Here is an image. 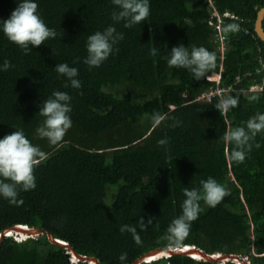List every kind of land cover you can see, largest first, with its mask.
Here are the masks:
<instances>
[{
    "label": "trees",
    "instance_id": "16d2710c",
    "mask_svg": "<svg viewBox=\"0 0 264 264\" xmlns=\"http://www.w3.org/2000/svg\"><path fill=\"white\" fill-rule=\"evenodd\" d=\"M19 2L0 0V20H7ZM35 2L38 15L58 36L25 54L0 30V65L12 64L0 71V139L23 130L48 159L34 171L35 189L20 192L16 204L0 197V234L17 224L43 233L23 240L3 235L0 264H95L73 260L71 248L99 264H132L153 249L170 247L164 236L181 214L183 189L199 188L208 177L230 194L215 208L201 201L183 245L247 255L252 264H264V133L257 134L238 165L227 158L231 146L220 139L264 114V41L254 27L264 0H149L150 16L132 29L113 22L118 9L112 0ZM215 8L232 14L223 17V26L239 24L238 32L227 34L224 54L209 24L217 20ZM110 25L124 33L115 45L119 51L89 69L83 63L87 37ZM179 45L215 52L216 66L208 76L220 71L223 59L221 81H197L185 69L169 68V52ZM61 63L78 69L80 89L65 87L69 82L55 71ZM257 83L262 89L252 90ZM54 91L70 95L72 127L60 144L50 146L36 129L43 121L40 106ZM228 96L238 97L239 104L221 115L215 105ZM153 112L167 113L180 124L172 127L174 121L166 120L153 129ZM163 138L169 141L166 148L157 145ZM123 225L136 228L140 244L132 233L119 231ZM49 233L71 247L54 243ZM138 264L238 263L173 253Z\"/></svg>",
    "mask_w": 264,
    "mask_h": 264
},
{
    "label": "clouds",
    "instance_id": "9594fccd",
    "mask_svg": "<svg viewBox=\"0 0 264 264\" xmlns=\"http://www.w3.org/2000/svg\"><path fill=\"white\" fill-rule=\"evenodd\" d=\"M212 3L211 1L210 6H214V3ZM112 4L116 6L118 11L114 10L112 12L111 19L114 23L122 22L125 29H132L134 26L140 25L141 22L146 21L150 16L149 0H112ZM222 16L228 17L224 16V13ZM222 26L221 31L225 35L239 31L238 23H228L223 26V29ZM0 30H2L9 42L17 45L25 54L31 51L30 46L39 47L45 41L55 39L58 36L57 31L49 28L38 15V3L35 0H20L18 6L11 12L10 17L7 20H0ZM218 36L217 30L216 37L220 50L224 54L228 48V35L226 42H222ZM123 39L124 33L118 32L112 25L103 31H97L89 35L86 41L87 56L83 60V63L89 69L100 67L114 51H119L115 45ZM151 54L155 55L156 50L152 49ZM167 64L169 68L189 71L197 81L206 77L209 81L217 83L221 81L220 77L222 78L221 73L224 69L222 59L220 71L208 76L216 66V54L203 46H193L191 49L183 45L175 46L169 52ZM11 67V62L5 60L3 65H0V71H7ZM55 71L69 82L65 84V87H68L70 84L72 88H81V82L76 79L78 76V69L76 67H70L67 63H61L55 66ZM219 75L220 77H218ZM252 86L257 87L252 88ZM252 86V90H260L263 87L260 83ZM251 99L255 100L257 97L253 96ZM70 101L71 97L67 92L54 91L40 106L38 114L43 117V121L36 129V134L39 139L46 140L50 146L60 144L67 131L72 127V120L69 115L72 111ZM238 104V97L228 96L221 98L215 105V108L219 110L221 115H226L231 109L237 107ZM166 120L174 121L171 125L172 127H177L180 124L179 121L175 120V117L167 113L153 112L151 115V126L155 129ZM259 133H264V114L259 113L255 117L249 118L245 122V126H239L226 131L220 139L226 145L231 146L230 150L226 153L227 158L237 165L243 163L248 153L252 150L253 145L251 142ZM168 143L167 138L157 141L159 147L166 148ZM256 147H259V145H256ZM47 159L48 154L42 151L38 145H34L25 136L23 130H16L0 139V197L8 200L10 204H16L20 192L35 189L36 177L34 171ZM229 194L226 187L218 183L213 177L201 180L199 188H184L183 196L185 199L181 204V214L171 221L164 236L169 246L177 249L183 246L184 240L190 234L192 223L199 218V214L202 211L201 201L208 207L215 208ZM147 223L151 224L152 218H149ZM17 225L25 226L27 224ZM144 226L142 221L141 227ZM6 229L2 231L3 233L1 232L0 238L3 235H14L18 240H23L32 236L28 237L27 235L17 233L8 234ZM119 231L121 233L126 231L132 233L134 241L137 244L141 243L135 227L123 225ZM59 240L63 239L59 238ZM63 241L66 243L65 240ZM71 253L75 261L79 260L73 252ZM126 255V253L121 254L120 260H125ZM242 257L244 261L246 259L249 264H252L249 256L245 255ZM155 259H158V257L147 259V261ZM236 262L243 264V262Z\"/></svg>",
    "mask_w": 264,
    "mask_h": 264
},
{
    "label": "water",
    "instance_id": "95a60500",
    "mask_svg": "<svg viewBox=\"0 0 264 264\" xmlns=\"http://www.w3.org/2000/svg\"><path fill=\"white\" fill-rule=\"evenodd\" d=\"M263 20H264V6H262L257 13V18L255 20V31L258 35V37H260L263 41H264V27H263ZM26 226V227H25ZM22 226V225H17L11 228L6 229L8 234H13V233H17V234H23V235H27L28 237L30 235L35 236V235H41L43 232L40 228H36V227H29L27 225ZM3 233V232H2ZM49 237L50 239L54 242L57 243L59 245H63L66 247H71L70 244L68 243H64L63 240H59L57 238H54V236L49 233ZM71 251L73 252V254L80 260H88L92 263L95 264H99L98 260L92 256H84V255H80L77 252L74 251V249L71 248ZM159 253V254H158ZM173 253H183V254H187L190 256H193L197 259H205V260H211V261H218V260H222V261H239V262H243L244 258L242 256H240L239 254H235V253H221V252H217V253H207L205 250L195 246V245H183L182 247H180L179 249L174 248V247H160V248H156L153 249L147 253H145L144 255H142L141 257H139L136 261H134V263L132 264H138L141 261H147V259L150 258H154V257H163V256H168V255H172ZM158 254V255H157ZM157 255V256H155ZM243 264H249L246 259L243 262Z\"/></svg>",
    "mask_w": 264,
    "mask_h": 264
},
{
    "label": "rangeland",
    "instance_id": "374dc122",
    "mask_svg": "<svg viewBox=\"0 0 264 264\" xmlns=\"http://www.w3.org/2000/svg\"><path fill=\"white\" fill-rule=\"evenodd\" d=\"M230 15H232L230 12H225V13H224V16H230ZM213 16L216 17V19H217V24H219V26H222V24H223V16H222V14L218 11L217 8H215V9L213 10ZM209 24H210V23H209ZM217 28H218V26H217ZM221 40H222V39H221ZM218 77H220V75H219ZM220 80H221V77H220ZM256 87H257V86H256ZM256 87H255V86H252V88H256ZM67 248H68V247H67ZM70 252H72L71 249H70ZM72 259L75 260L74 257H72Z\"/></svg>",
    "mask_w": 264,
    "mask_h": 264
},
{
    "label": "built area",
    "instance_id": "2783aa9c",
    "mask_svg": "<svg viewBox=\"0 0 264 264\" xmlns=\"http://www.w3.org/2000/svg\"><path fill=\"white\" fill-rule=\"evenodd\" d=\"M210 24H212V25H215V27L217 28V26H218V28H217V30H218V34H219V39L222 41V42H226L227 41V35H225L224 33H222V31H221V26H219V24H217V22H215L214 20H211L210 21ZM218 91H220L219 90V88H216ZM213 93V91H211L208 95H211Z\"/></svg>",
    "mask_w": 264,
    "mask_h": 264
},
{
    "label": "bare ground",
    "instance_id": "6f19581e",
    "mask_svg": "<svg viewBox=\"0 0 264 264\" xmlns=\"http://www.w3.org/2000/svg\"><path fill=\"white\" fill-rule=\"evenodd\" d=\"M211 20H212V19H211ZM158 254H159V253H158ZM158 254H157V255H158ZM157 255H155V256H157Z\"/></svg>",
    "mask_w": 264,
    "mask_h": 264
}]
</instances>
